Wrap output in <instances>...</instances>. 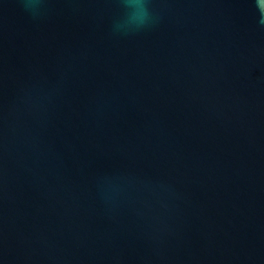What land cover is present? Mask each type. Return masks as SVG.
I'll use <instances>...</instances> for the list:
<instances>
[{
	"label": "water",
	"instance_id": "1",
	"mask_svg": "<svg viewBox=\"0 0 264 264\" xmlns=\"http://www.w3.org/2000/svg\"><path fill=\"white\" fill-rule=\"evenodd\" d=\"M0 264H264V0H0Z\"/></svg>",
	"mask_w": 264,
	"mask_h": 264
}]
</instances>
